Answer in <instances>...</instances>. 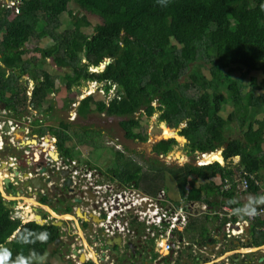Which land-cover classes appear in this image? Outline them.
Masks as SVG:
<instances>
[{
    "label": "trees",
    "instance_id": "trees-1",
    "mask_svg": "<svg viewBox=\"0 0 264 264\" xmlns=\"http://www.w3.org/2000/svg\"><path fill=\"white\" fill-rule=\"evenodd\" d=\"M18 9L10 18L15 10L0 7V108L9 117L19 120L31 110L49 109L59 79L67 94L83 82H105L100 89L109 93L115 86L116 95L108 101L95 98L100 89L88 94L77 108L83 118L92 112L120 117L126 138L146 142L148 117L159 110L169 131L183 125L180 134L188 139L190 153L223 146L224 164L169 168L179 176L184 193L189 185V202L208 203L211 195H219L227 199L222 203L237 208L230 201L239 170L264 178V0H19ZM87 14L102 20L92 34L85 30L91 25ZM45 37L51 44L42 47ZM49 58L66 68L64 73L46 69ZM105 58L111 61L101 70ZM29 81L35 82L31 95ZM231 103L226 116L223 111ZM140 109L145 114L138 117ZM235 121L240 135L227 136ZM50 130L59 146L107 147L99 128L73 129L61 121ZM176 143L174 137L160 139L152 152L166 154ZM115 150L112 180L150 195L166 187L164 168L144 170ZM193 175L208 181L197 184ZM225 179L231 183L228 189L223 188ZM261 186L250 181L246 191L260 195ZM260 208L251 223L254 245L264 243V205ZM12 214L0 191V264H53L37 259L54 243L58 228L22 223Z\"/></svg>",
    "mask_w": 264,
    "mask_h": 264
},
{
    "label": "flooded vegetation",
    "instance_id": "flooded-vegetation-1",
    "mask_svg": "<svg viewBox=\"0 0 264 264\" xmlns=\"http://www.w3.org/2000/svg\"><path fill=\"white\" fill-rule=\"evenodd\" d=\"M37 113L38 114L30 117L27 115L23 116L19 119L20 123L17 121L18 123H16L18 125H14V128H19L18 132H20L21 138H17V135L15 137L13 133L12 136L4 135L0 137V160L6 158L3 154L6 149L12 150L17 143L22 140L24 141L23 155L26 159H30V162L25 164L27 167L21 171L17 180L16 175L13 176L14 173L12 169H7L8 174L5 176L3 173L6 170V165H3L2 168L0 167V173L3 174V178H10L9 186L7 188L5 187L4 191L9 193L13 188L14 196H18L19 194L18 197L24 196L32 199L37 202V205L24 202L23 198L18 201L4 198V201L7 200L9 201V205L15 204L16 207L19 201L24 202V211H28L29 208L27 205L30 204V211L31 209H35V214L41 216V221H43L41 225L52 224L58 228L59 235L57 238L59 239L57 240L56 238L54 243L47 248L45 252L47 255L45 260H43L44 262L51 261L50 259L55 255L59 261L68 262L69 264H75L76 260L81 261V250H78V246L75 245L76 240H81L79 238L78 229L74 225V219H76L80 224V230L84 234L93 236V240L90 239L89 243H91V241L93 242L96 252L95 255L94 253H89V251L85 252V261H81V263L95 264V262L98 261L103 264V261H101V254L99 253V246L97 247L99 243L104 242L102 238L103 233H101L102 229L99 225L95 229L92 223L88 224L85 219L78 217L79 213L77 210L79 208L85 216H88L90 213V206L86 207L83 206L82 203L74 202L71 197V194H74L75 197L87 200L89 193L92 192L86 173L87 169H93V167H90L88 156H86L83 151V149L86 148L76 144L59 146L58 137L50 130V127L55 126L56 123L58 124L61 121H66L74 129L76 125H72V120L75 119V114L69 116L71 121H67L62 119L63 116L57 120L56 116L52 113L49 114L47 111H39ZM5 115V121H12L7 114ZM22 121L23 123H21ZM78 150L80 151V156L77 153ZM1 165L0 163V166ZM76 170L78 173H75ZM28 174L29 176H27ZM31 179L38 184L40 188L33 187L30 182ZM68 179L71 180V184L69 185L67 184ZM12 209L13 218H20L21 221L27 218L25 215H16L14 208ZM223 225L224 224L220 222V226H217L215 230L217 234L213 236L215 239L219 237L223 239L225 233V231L222 230ZM242 235L247 238L246 247L250 248L251 251L247 252L248 258L244 263L238 262L235 258L232 264H264V250L260 249L262 247L261 244L254 246L252 243L253 231L251 227L249 231L244 230ZM81 246L83 247L82 243ZM148 249V246L142 248V257H139L141 264H169L168 261L161 258L153 259V256L151 259L145 258L144 255L147 256L148 253L146 250ZM75 250H77V254L74 253ZM151 251L152 253L154 252L153 249ZM122 264H128V262L125 261ZM176 264H178V262H176Z\"/></svg>",
    "mask_w": 264,
    "mask_h": 264
},
{
    "label": "crops",
    "instance_id": "crops-1",
    "mask_svg": "<svg viewBox=\"0 0 264 264\" xmlns=\"http://www.w3.org/2000/svg\"><path fill=\"white\" fill-rule=\"evenodd\" d=\"M14 14H15V12H12L9 17H13ZM1 63L2 62L0 60V64ZM53 93H55V92H53ZM61 102H63V101H61ZM58 105L59 104L57 102H55V100H53L52 106L47 110H46V108H44L42 111H47V112H49V114H51V113L53 114L58 109ZM6 111H8V110H6L5 108L0 109V117L5 118V116H6L5 112ZM31 111L32 112H30V114H29L30 116H34V115L38 114L37 112H39L38 110H31ZM77 112H78V110H77ZM74 114L76 115V113H74ZM89 114H91V113H89ZM54 116H56V115H54ZM59 117H61V116H58L57 120L59 119ZM80 117H82V116L80 115ZM9 118L12 119V121H14V122L19 121L17 118H14V117H9ZM56 125H57V123H56ZM13 134L16 137V133H13ZM17 138H18V136H17ZM23 147H24V141L22 140V141H19V143H17L15 148H13L12 150L6 149L5 153H3L6 156V158H4L3 160H5L4 162H6V164H7L6 170L3 173L5 176L8 174L7 169H9L11 167V168H13L12 169L13 173H14L13 176L16 175V180H17L18 176L21 174V167L30 162V159H26V157H24V155H23ZM163 155H165V154H163ZM25 159H26V161H25ZM238 160H239V156H235L233 158L234 163L238 162ZM88 162L90 163L89 165L91 167V161L89 160ZM225 162L226 161L223 160V162H220V163L224 164ZM155 164H157V163H155ZM184 164H179V166H170L169 164L161 163V164L153 165V166H151V168H144V167L143 168H144V170H149V169H152L156 166H158L159 168H161V167L164 168V177H165L166 187L168 184V180L169 181L171 180V181H173V185L175 186V191H176L175 194H170L166 190V187L163 189L166 193V202H169L170 204H172L174 206H179L180 204H188V207L190 208L188 223L185 225V227L182 230H172L169 232V234H167L166 233V231H167L166 227L163 228V230H162V229H159L158 226L154 225L153 229L156 230V232H157L156 236L157 237H152V236H146L145 237L146 223L142 220L136 219L135 216L130 215V217L128 218L129 220L127 222V227L130 229L131 232L109 235L106 232H104L103 230H101V233H104L106 235V237L105 236L102 237L104 242L99 243L97 245V247L99 246V249H100L99 253L101 254L100 255L101 261H103V263H104V261H106L108 259V257H114V255H115L114 249H117L116 243H118L120 241L119 238H121L123 245L127 244L128 242H131V241L136 242L137 240H141V242L143 244V248L145 246L146 247L148 246V248H149L146 251L148 253L147 255L151 256L150 259L153 256V259L161 258V259L168 261V263L170 264L169 254H165L164 252L157 249V242H159V240H166V238H165L166 235L170 238V242L172 244H173V242H175V244H176L175 248L179 251L178 254L181 253L179 255L181 262H178V264H182V262L185 264H228V263L232 264V262H233V260H235V258L238 262L244 263L246 261V259L248 258L247 252L251 251V249L246 247L247 246L246 245L247 238L244 235L241 234L237 237H230L229 238V237H225V233H224L223 239H221V237H219L217 239H215L213 237L215 234H217V233H215V230H216L218 225L220 226V222L222 224H225V220H226L225 216L221 217L223 207L227 206L231 209H234V207L232 205L227 204V203L226 204L222 203L223 201H226L227 199H225L223 196H219V195H215V196L211 195L208 198V201L210 202V203L208 202L209 204L206 203V201L205 202H201V201L189 202L188 200H186L185 196H187L186 192L189 188V185L185 186L186 192L184 193L183 183L181 180H179V176H176L175 172H173L172 170L169 169L171 167H180V166H183ZM203 164H207V163H203ZM138 165H140V164H138ZM194 165H202V164H194ZM105 168H106V171H104V170L102 171L101 169H97V168L93 167V169L96 170L97 175L99 177V180L101 182H106V183L110 182V183H112L116 186H120V187L126 186V185H121L116 180H112L110 178L111 177L110 167L105 166ZM3 174L0 175V179H2ZM25 176H26V174H25ZM192 180L194 182H196L197 184H202L203 182L206 183L208 181V180H203L201 178H198L194 175L192 177ZM218 181H220V180H218ZM137 188L141 192L146 193L142 188H139V187H137ZM261 188L262 189H261L260 195H264V188L262 186H261ZM233 190H234V195H233V198L231 199V202L236 207L241 206L244 203H246L249 196H255V194L250 193L248 191H242L238 182L233 187ZM9 194H13V188H12V190L9 191ZM146 194H148V193H146ZM260 195H257V196H260ZM18 196H19V194H18ZM21 197L23 198L24 202H26L25 199L29 200V198H26L24 196H21ZM28 202L33 203L34 205H37V202L32 200V199H30V201H28ZM8 203H9V201H8ZM262 205H264V203L257 204V205H255V207H261ZM27 206L29 208L28 209V211H29L30 210V204H28ZM29 214H30V212H29ZM78 217H82L83 219H85V221L90 219V221L89 222L87 221V222H88V224L93 223L92 225L94 226L95 229L101 221L100 217L97 214L92 213L91 211H90L88 216H85V215L81 216L79 214ZM245 218H246V215H240L239 219L243 220ZM85 221H83V222H85ZM197 222H199V225H196ZM74 225L77 227L78 232H79L78 233L79 238L81 239V240H76V244H75L78 246L77 249L81 250L80 260L83 256L85 257V252L89 251V253H94V255H95L96 254V252L94 250L95 245L93 244L92 241H91V243H89L90 239L93 240V236L88 235V234H84L80 230V224H79L78 220L74 219ZM164 229H165V231H164ZM247 230H248V226L245 227V231H247ZM160 234H162V235H160ZM206 234H207V237L205 240H203L202 237H203V235H206ZM151 239H152V241H150ZM185 241H188L190 243L186 245L184 243ZM105 242L108 243L107 249H102L101 246ZM81 243L83 244V247L81 246ZM261 245H262V247L260 249L264 250V243H262ZM152 249L154 251L153 253L151 251ZM150 252H151V254H150ZM211 253H213V254H211ZM176 254H177V252H176ZM178 254H177V256H178ZM139 257H142V256H139ZM139 257H137L135 262L134 261H133V263L131 262V264H134V263L139 264L141 261L139 259ZM144 257H145V255H144ZM77 261L78 260H76V262ZM78 262H81V261H78ZM52 263L54 264L53 261H52ZM113 263H111V264H113ZM95 264H101V263L96 261Z\"/></svg>",
    "mask_w": 264,
    "mask_h": 264
},
{
    "label": "rangeland",
    "instance_id": "rangeland-1",
    "mask_svg": "<svg viewBox=\"0 0 264 264\" xmlns=\"http://www.w3.org/2000/svg\"><path fill=\"white\" fill-rule=\"evenodd\" d=\"M71 8L75 10L77 13L78 11V6L76 3L72 2L71 3ZM79 14H82L79 12ZM88 18L90 19L91 25H87L85 27V30L89 33L92 34L94 32L95 26L102 22L101 18L97 16H93L90 14H87ZM11 18V17H10ZM46 38V37H45ZM42 39L39 43L42 47L48 46L51 44V39L46 38ZM31 46V45H30ZM197 65L195 64L194 67ZM46 69H48L51 72H56L61 75V73H64L66 68H61L57 65L56 62H54L51 58L48 59V62L45 66ZM98 68H91V70H96ZM253 74L258 75V72H253ZM60 79L58 81L59 88L62 90L54 91L55 93H51L49 96H52V98L57 102L58 109L53 113V115H56V119L58 116H63V120H70L69 116L76 115L74 116L75 119L72 120V125H87L91 126L94 129H102V139L106 142L105 148L98 147L96 149H83L85 152V155L88 156V159L91 161V166L97 169H101L102 171H106L105 166L111 167L114 165V153L115 149H120L125 152V155L132 159L133 162L140 164L144 168H151L153 165L161 164V163H166L169 164L170 166H179V164H184V163H192V164H198L199 158L201 157L202 153L200 151H196L194 153H190L188 149L189 141L177 139V137H174L176 139V144H174L173 148L165 155L160 154L157 155L152 152V146L153 144L160 140V139H166V138H171L170 136L173 135L169 132H165V128L168 129L167 125L165 123H162L163 121L159 120V115L160 111L157 110L155 111L151 116L148 117V133H149V138L146 142H140V141H135L132 139H128L124 136V131L119 125L120 117H107L104 114L98 113V112H92L89 114L87 117H80V115L77 112V108L81 101L84 100V98L92 93L95 92L96 90L102 88L105 84V82L97 84L96 82H83L82 85L78 88V86H74L71 92L69 94L66 93L65 89L61 88L60 84ZM35 86L34 81H29L28 85V94L31 95L32 89ZM79 92H78V91ZM102 90V89H100ZM117 87L113 86L112 90L109 93H105L103 90L101 91L102 93H96L95 98H101L105 97L108 101L113 98L116 95ZM71 99V100H70ZM63 101V102H61ZM156 105L157 103L154 102ZM61 106V107H60ZM1 109V108H0ZM233 109L232 103L228 106H226L225 110L223 111L224 115H228L229 112ZM8 111L5 112L7 114ZM32 112V111H31ZM30 114H27V116ZM142 114H145L144 109H140L135 112V115L140 117ZM58 115V116H57ZM30 116V115H29ZM145 117V116H144ZM60 118V117H59ZM0 120H4V118L0 117ZM36 123L37 120L35 119ZM71 121V120H70ZM18 123V122H17ZM20 123V122H19ZM23 123V121L21 122ZM56 123V122H54ZM29 124V122H28ZM238 122L235 121L230 124V128L228 129V132L226 133L227 136H238L240 135V129L238 126ZM11 128H14V123L10 124ZM183 126V125H182ZM178 128V127H176ZM174 129V128H172ZM16 135L18 138H20V132H17ZM22 137V136H21ZM188 140V139H187ZM264 148V144H263ZM107 149H109L107 151ZM223 146H220L218 150L222 151ZM78 155L80 156V151H77ZM222 155V154H221ZM223 157V156H222ZM151 159H155L156 161L151 162ZM224 160V158H223ZM106 162V163H105ZM223 162V161H220ZM157 163V164H155ZM104 164V165H103ZM107 179V178H106ZM262 182V186L264 188V178H260ZM166 190L170 194H175V186L173 185V181L168 180V184L166 187ZM7 193V192H5ZM8 199H11L13 201H18L22 197L14 196V194H9ZM12 195V196H11ZM7 201V200H6ZM26 202L30 201V199H25ZM8 202V201H7ZM24 202H18V205L15 210V214L18 216H23L24 213H26V210L24 211L23 205ZM196 225H199V222L196 223ZM152 241V239L150 240ZM47 254L44 256L38 258L37 260L40 262H44ZM48 259V258H47ZM50 262H54V264H69L68 262H62L58 261L56 258V255L50 259ZM76 263V262H75Z\"/></svg>",
    "mask_w": 264,
    "mask_h": 264
},
{
    "label": "built area",
    "instance_id": "built-area-1",
    "mask_svg": "<svg viewBox=\"0 0 264 264\" xmlns=\"http://www.w3.org/2000/svg\"><path fill=\"white\" fill-rule=\"evenodd\" d=\"M18 5L19 0H0V7L12 8L15 13L19 11ZM3 123L4 121L0 120V128ZM12 123L14 122L10 121V124ZM15 125L17 126L18 124L15 122ZM75 173H78V171L76 170ZM86 174L92 192L96 196L94 200L96 207L89 210L101 218L99 227L109 235L131 232L127 227L129 219L127 221L121 220L124 215H127L128 218L130 215L135 216L136 219L146 223L145 237H157V232L153 229L154 225L162 230L166 227V233L169 234L172 230H182L188 223L190 211L188 204L174 206L166 202V193L163 189L154 196L141 192L134 185L120 187L110 182H101L94 169H87ZM237 180L242 191H246L249 188L250 181H253L255 185H261V181L245 169L239 170ZM230 185V181L225 179L223 188L228 189ZM262 211L263 209L260 208L255 215H246L245 219L240 220V215L234 213L233 209L224 206L221 217L225 216L226 218L224 224L225 236L230 238L243 234L245 227L251 225L255 217ZM165 238L166 240L157 242V249L169 254L172 249V243L167 235ZM184 243L187 245L190 242L185 241ZM76 264L82 263L77 261Z\"/></svg>",
    "mask_w": 264,
    "mask_h": 264
},
{
    "label": "water",
    "instance_id": "water-1",
    "mask_svg": "<svg viewBox=\"0 0 264 264\" xmlns=\"http://www.w3.org/2000/svg\"><path fill=\"white\" fill-rule=\"evenodd\" d=\"M110 61L111 60L109 58H105L104 61L100 65V69L103 70L104 68H106V66L108 65V63H110ZM83 62L85 63V62H87V60L83 59ZM162 123H165V125H167L169 128H171L167 124V122H162ZM18 129L19 128H17V127L14 128V129L11 128L10 122L6 120V121H4L2 127L0 128V137L4 136V135L12 136V133H14V132L17 133L18 132ZM181 129H182V126H179L176 129L178 135L183 137L185 139V141H188L185 136L180 134ZM202 154H205V153H202ZM221 154H222V151H221ZM0 163L2 164L0 166L1 168H2L3 165H7L6 162H4L3 160H0ZM198 164H203V163H198ZM25 167H27V166L23 165L21 167V171H23ZM9 169H13V168L10 167ZM27 176H29V174ZM9 182H10V178L9 177H4L2 179V181H1V183H0V191L2 193V196L4 198H6L7 200H8V195L5 193L4 189H5V187L7 188L9 186ZM30 182H31L33 187H39L40 188V186L38 184H36L32 179L30 180ZM67 184L68 185L71 184V180L70 179L67 180ZM71 197L73 198L74 202L82 203L83 206H86V207L90 206V209L96 207V205L94 204V200H95L96 196H95V194L93 192L89 193V197H88L87 200H82L80 197H75L74 194H71ZM4 204L9 206V207H11V208H16L15 204L9 205V203L6 200L4 201ZM34 211H36V210L35 209H33V210L31 209V211L29 210L30 214L28 213L27 216L25 215L27 218H24L22 222L26 223V222H30V221H35L38 224H42L43 221H41V216L39 214H35ZM77 211H78V213L81 216H84V214L81 212L80 208ZM31 215H33L32 218L30 217ZM121 220L122 221H127L128 220V216L127 215L122 216ZM86 221L89 222L90 220L88 219ZM235 227L238 228L237 225H235ZM250 227H251V225L248 226V230L247 231H249ZM223 230H225V225L223 226ZM103 236L106 237V235L104 233H103ZM58 239L59 238H57V240ZM119 240L120 241L118 243H116L117 249H114V253H115L114 257H108V259L106 261H104L103 264H111L113 262H114L113 264H122L125 261H127L129 264H131V262H133V261L135 262L136 261L137 257L142 255V253H143V250H142L143 244H142L141 240H137L136 242H132L131 241V242H128L127 244H124V245L122 244V239L119 238ZM107 246H108V243L105 242L101 246V248L102 249H107ZM175 247H176V244H175V242H173L172 249H171V251L169 253V258H170L169 262H170V264L171 263L172 264L173 263L176 264V262H181L180 257H179V255L181 253L178 254L179 251ZM176 252H177L178 256H177ZM74 253L77 254L78 253L77 250H75ZM211 254H213V253H211ZM150 257H151L150 255L145 256V258H147V259H149ZM135 264H137V263H135ZM139 264H141V261H140ZM182 264H185V263L182 262Z\"/></svg>",
    "mask_w": 264,
    "mask_h": 264
},
{
    "label": "clouds",
    "instance_id": "clouds-1",
    "mask_svg": "<svg viewBox=\"0 0 264 264\" xmlns=\"http://www.w3.org/2000/svg\"><path fill=\"white\" fill-rule=\"evenodd\" d=\"M159 2L163 4L166 2V0H159ZM261 203H264V195L249 196L247 202L237 208H234L233 212L238 215L253 216L257 212L255 205L261 204ZM41 238L43 239L46 237L42 236Z\"/></svg>",
    "mask_w": 264,
    "mask_h": 264
},
{
    "label": "bare ground",
    "instance_id": "bare-ground-1",
    "mask_svg": "<svg viewBox=\"0 0 264 264\" xmlns=\"http://www.w3.org/2000/svg\"><path fill=\"white\" fill-rule=\"evenodd\" d=\"M176 129H174V131H169L171 134H173L170 137H177V139L184 140L183 137L178 135ZM165 130H166L165 132L168 133V129L165 128ZM213 161H223V157L221 155V151L220 150L217 149L216 151H213V152H209V153L206 152L205 154H202L201 157L199 158V162L200 163H210V162H213ZM2 178H3V175H2ZM1 181H2V179H0V183H1ZM28 213H29V211L28 212L26 211V213H24V215L27 216ZM32 216L33 215H31L30 217L32 218ZM81 261H85V257H82Z\"/></svg>",
    "mask_w": 264,
    "mask_h": 264
}]
</instances>
